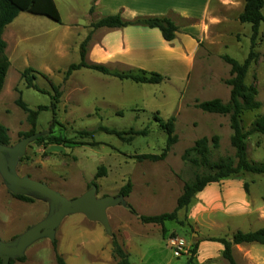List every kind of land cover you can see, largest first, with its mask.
<instances>
[{
  "label": "rangeland",
  "instance_id": "obj_1",
  "mask_svg": "<svg viewBox=\"0 0 264 264\" xmlns=\"http://www.w3.org/2000/svg\"><path fill=\"white\" fill-rule=\"evenodd\" d=\"M56 1L64 21L69 17L79 23L89 20L85 7L86 4L92 6L91 0ZM229 6L212 11L206 19L203 40L198 43L199 50L187 81L164 76L166 81L158 85L120 81L87 69L66 77L68 66L79 62L76 43L80 35L69 36L68 44L75 45L59 56L53 31L59 26L50 19L20 13L5 28L3 40L7 44L5 54L10 66L0 93V125L7 130L9 144L0 149L11 163L10 172L17 178L42 184L69 201L90 194L89 210H92L85 215L72 209L49 231L33 237L22 252L24 262L15 264H56L53 243L66 264H116L112 255L113 240L128 253L132 264H186L190 257L197 263L199 252L200 264H227L221 251L216 250L217 245H213L215 242L207 239L229 238L242 220L232 222L219 213H206L200 208V218L188 221L195 204L193 200L190 208L177 211L176 221L164 224V233L160 226L142 224L139 216L173 212L183 185L192 182L196 174H211L208 169L196 170L182 160L184 151L195 141L208 140L210 163L227 158L236 162L235 150L230 144L229 116L204 113L194 106L196 102L212 99L227 103L230 87L225 81L230 79V67L221 56L227 55L242 64L249 53L251 27L238 21L244 0H231ZM210 18L216 21L211 24ZM86 31L90 36L86 61L92 63L88 61V52L100 43L102 29H92L89 25ZM254 51L258 59L247 69L244 83L256 88V99L261 107L242 112L240 126L244 131L250 129L257 116L264 115V23L259 26ZM28 67L46 75L58 87L60 97L54 113L49 109L54 94L45 78L33 73L39 91L26 88L21 72ZM18 98L31 110L46 108L37 115L34 136H24L31 127L27 115L16 105ZM172 116L178 140L165 159L136 160L138 155L162 153L166 135L155 118L164 123ZM99 127L124 132L147 128L148 134L135 137L127 144L98 131ZM81 132L94 134L89 138L83 137ZM50 133L63 135L71 143L65 146L36 143L38 137ZM214 136L219 139L216 148L211 142ZM246 148L249 160L264 162L262 136H248ZM99 167L106 170L105 176L94 179ZM240 176L253 196L264 195L263 175L243 173ZM252 179L258 182H250ZM127 181L132 188L129 195L123 197L120 189ZM17 195L32 201H20ZM59 208L58 203L27 189L15 194L0 173V244L15 247L27 230ZM170 240H178L182 246L177 250ZM194 244L198 247L192 256ZM254 249L262 250L264 246L233 249L235 262L255 264L248 257Z\"/></svg>",
  "mask_w": 264,
  "mask_h": 264
},
{
  "label": "trees",
  "instance_id": "obj_2",
  "mask_svg": "<svg viewBox=\"0 0 264 264\" xmlns=\"http://www.w3.org/2000/svg\"><path fill=\"white\" fill-rule=\"evenodd\" d=\"M96 0H94L95 2ZM264 6V0H244L243 10L238 16V21L242 24H249L251 27L250 36V50L245 61L240 64L233 58L223 55L221 59L229 67L230 79L225 81V84L230 87V96L227 103H223L220 99H212L202 102H196L195 108L209 114H217L229 116L230 128L232 135L230 138V144L235 150L236 162L227 158L219 159L216 163L209 162V147L208 140L201 138L194 142L193 146L186 149L182 155V160L188 162V164L199 170L200 168L208 169L211 174L200 175L196 174L192 182H187L183 185V190L179 198L177 199L176 209L171 213H165L158 216H139V220L144 225H156L160 226L164 233V224L166 222H174L177 218V211L181 209H187L198 192H201L206 186L211 183H217L224 179L232 177H238L240 174L248 173L254 175L264 176V162L256 163L248 159L246 139L251 134H259L264 138V115L257 116L252 122L250 129L244 131L241 125L240 116L244 111H253L261 107L260 102L256 99L257 90L253 85H246L244 79L247 73V69L251 64H255L258 59V54L254 51L257 45L259 26L264 23V15L262 9ZM94 10V4L90 8V13ZM20 13H27L34 16H40L50 19L51 21L60 24V15L55 6L54 0H0V93L4 86L5 77L10 66V62L5 54L6 43L3 40V32L5 28L14 21ZM128 26L144 27L149 29H158L164 41L172 42L175 39V34L178 28L168 18H137L132 21H124L119 15L107 16L101 18L97 22L90 25L92 29H120ZM90 40V36L80 43L78 48L79 62L70 64L65 72V76L68 77L71 73L81 69H87L95 71L101 75L114 77L120 81L129 80L136 84H148L158 85L166 81V77L157 73H148L141 70H134L128 72L111 71L108 67L102 64L89 63L86 61L87 44ZM36 73L45 78L53 92L49 109L54 113L60 97V91L58 87L46 76L39 72H35L34 69L28 67L21 72V79L23 80L27 89H33L39 91L35 85ZM16 105L27 115V122L29 123L31 130L24 136H34L36 127V118L40 111L46 109L45 107H39L36 111L31 110L27 105L18 98ZM159 124L160 129L166 135V144L160 155L143 154L136 156V160L139 162L150 161L158 162L165 159L166 155L177 143V136L175 134V117H170L166 122H162L159 118H155ZM108 135H112L123 143H131L135 137H146L148 129L134 130L130 129L127 132L117 131L115 129H109L106 127H99L97 129ZM83 137L92 138L93 132H81ZM218 137L214 136L211 139L214 148L218 146ZM38 145H55L65 146L71 142L67 140L63 135L48 134L47 136H40L36 139ZM9 144V137L7 130L0 125V146H7ZM106 170L103 167H99L94 179H98L101 176H105ZM247 191V186L245 185ZM132 185L130 181L120 189V195L126 197L131 191ZM16 199L25 202H31L30 198L17 195ZM209 242L219 243L222 246L221 256L227 262V264H237L233 257V246L235 245H249L258 244L264 246V228L254 232L243 233L236 231L231 234L229 238H210ZM54 250V259L56 264H66L63 257L57 253L55 243L52 244ZM198 245L194 244L191 255L194 256ZM112 255L116 264H132L129 261L128 253L123 249L117 241H112ZM24 257L9 258L7 264H15L16 262H24ZM0 264L2 260L0 259ZM186 264H197L193 261L192 257L186 260Z\"/></svg>",
  "mask_w": 264,
  "mask_h": 264
},
{
  "label": "crops",
  "instance_id": "obj_3",
  "mask_svg": "<svg viewBox=\"0 0 264 264\" xmlns=\"http://www.w3.org/2000/svg\"><path fill=\"white\" fill-rule=\"evenodd\" d=\"M59 1L68 3L70 0ZM54 3L60 15V24L57 23L59 28H53L56 54L59 56L66 54L75 45L68 44L69 36L80 35L76 43L79 48L87 36L86 27L101 18L119 15L124 21L150 17L170 19L178 28L172 42L164 41L158 29L134 26L102 29L100 43L88 52V61L120 72L141 70L168 76L170 79L176 77L185 82L194 67L199 50L198 43L203 40L206 19L216 9L229 8L231 0H91L94 10L90 13L91 7L86 4L89 20L84 23L77 22L73 17L64 21L57 1L54 0ZM210 20L211 24L216 21L213 18ZM250 182L256 184L258 179ZM193 201L195 204L187 217L188 221H197L201 208L206 213H219L223 219L232 222L242 220V224L235 226V232L247 233L264 228V195L253 196L242 176L209 184L195 195ZM191 206L190 204L189 208ZM241 228H245V231ZM215 244L216 250L222 251V246L213 243ZM251 245L258 244L235 245L233 249ZM198 254L197 263L200 264V252ZM248 257L252 263L264 264V249H254Z\"/></svg>",
  "mask_w": 264,
  "mask_h": 264
},
{
  "label": "water",
  "instance_id": "obj_4",
  "mask_svg": "<svg viewBox=\"0 0 264 264\" xmlns=\"http://www.w3.org/2000/svg\"><path fill=\"white\" fill-rule=\"evenodd\" d=\"M10 167L11 163L7 162L3 152L0 149V173L2 174L6 183H8V185L13 188V192L15 194L21 189H27L43 196L53 203H58L60 208L46 220L27 230L19 238L15 247H6L0 244V259L2 260V264H7L9 258L22 257L24 248L33 237L42 231H49L50 227L58 223L72 209H78L79 211L85 213V215H88V213L92 211L89 210L91 205L90 194L82 197L81 199H76L73 201L66 200L64 197L60 196L42 184L15 177L11 174Z\"/></svg>",
  "mask_w": 264,
  "mask_h": 264
},
{
  "label": "built area",
  "instance_id": "obj_5",
  "mask_svg": "<svg viewBox=\"0 0 264 264\" xmlns=\"http://www.w3.org/2000/svg\"><path fill=\"white\" fill-rule=\"evenodd\" d=\"M170 242H171V244H172V246L175 248V249H177L178 250V248H180L182 245H181V243L178 241V240H170Z\"/></svg>",
  "mask_w": 264,
  "mask_h": 264
}]
</instances>
